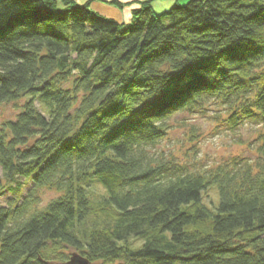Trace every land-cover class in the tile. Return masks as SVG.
I'll list each match as a JSON object with an SVG mask.
<instances>
[{"label": "trees", "instance_id": "16d2710c", "mask_svg": "<svg viewBox=\"0 0 264 264\" xmlns=\"http://www.w3.org/2000/svg\"><path fill=\"white\" fill-rule=\"evenodd\" d=\"M135 12L0 0V117L24 101L0 125V196L32 184L0 206V264H264V0ZM212 108L260 125L252 158L198 167L159 148L178 115ZM42 188L59 196L31 211Z\"/></svg>", "mask_w": 264, "mask_h": 264}, {"label": "rangeland", "instance_id": "374dc122", "mask_svg": "<svg viewBox=\"0 0 264 264\" xmlns=\"http://www.w3.org/2000/svg\"><path fill=\"white\" fill-rule=\"evenodd\" d=\"M23 100L12 102L4 105L2 116L0 117V125L8 119H15L16 115L21 110ZM36 104L42 109V106L37 101ZM223 115V116H222ZM223 111H216L215 108L208 110L206 113H196L191 115L189 113L178 115L180 123L176 124L171 130L170 134L159 145L160 149L166 152L174 151L175 153L193 154L198 167L216 166L220 162L229 160L232 156H245L250 157L257 152V145L259 144V132L261 131L260 125L252 122L245 124L240 129L232 130L223 121ZM190 134H197V139L189 140ZM196 151L192 150L193 148ZM192 146L191 149H187ZM0 177H3V170L0 166ZM21 181L23 178H19ZM32 184L29 183L24 189L17 191L6 190L0 196V206L8 205L10 202L14 204H22V202L30 195ZM95 191L97 196L104 194V188L96 186ZM95 194V193H94ZM209 196L206 197L207 204L215 209V205L211 202L216 201L217 191L214 188L208 190ZM59 196L55 191L47 188L39 189L37 192L36 201L32 203L30 210L44 208L51 200ZM205 201V202H206ZM216 204H218L216 202ZM71 256L75 250L67 248L64 250ZM70 258V257H69ZM61 260L59 255L54 257V264H66L69 260ZM120 262H117V264Z\"/></svg>", "mask_w": 264, "mask_h": 264}, {"label": "crops", "instance_id": "0c3cea01", "mask_svg": "<svg viewBox=\"0 0 264 264\" xmlns=\"http://www.w3.org/2000/svg\"><path fill=\"white\" fill-rule=\"evenodd\" d=\"M62 1V0H60ZM79 4H90L91 8L105 17H110L119 23L128 24L135 18V11L150 1L157 13L169 10L173 5L189 0H73Z\"/></svg>", "mask_w": 264, "mask_h": 264}, {"label": "water", "instance_id": "95a60500", "mask_svg": "<svg viewBox=\"0 0 264 264\" xmlns=\"http://www.w3.org/2000/svg\"><path fill=\"white\" fill-rule=\"evenodd\" d=\"M92 261L89 260L86 256L82 257L77 253H74L70 260L66 262V264H91Z\"/></svg>", "mask_w": 264, "mask_h": 264}]
</instances>
